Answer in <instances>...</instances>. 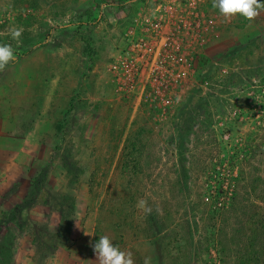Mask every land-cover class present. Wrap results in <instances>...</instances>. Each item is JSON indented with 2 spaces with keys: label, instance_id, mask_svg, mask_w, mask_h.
<instances>
[{
  "label": "rangeland",
  "instance_id": "rangeland-1",
  "mask_svg": "<svg viewBox=\"0 0 264 264\" xmlns=\"http://www.w3.org/2000/svg\"><path fill=\"white\" fill-rule=\"evenodd\" d=\"M167 1L0 0L16 56L0 70V264H56L67 248L79 264L85 246L99 264L100 236L133 264H264V8L226 19L197 0L212 24L163 117L118 93L109 65ZM12 164L24 179L5 187Z\"/></svg>",
  "mask_w": 264,
  "mask_h": 264
},
{
  "label": "built area",
  "instance_id": "built-area-1",
  "mask_svg": "<svg viewBox=\"0 0 264 264\" xmlns=\"http://www.w3.org/2000/svg\"><path fill=\"white\" fill-rule=\"evenodd\" d=\"M202 17L197 0L184 6L168 0L154 7L152 14L134 20L109 65L117 92L126 95L136 91L140 103L163 117L167 115L187 84L198 29L212 24Z\"/></svg>",
  "mask_w": 264,
  "mask_h": 264
},
{
  "label": "clouds",
  "instance_id": "clouds-1",
  "mask_svg": "<svg viewBox=\"0 0 264 264\" xmlns=\"http://www.w3.org/2000/svg\"><path fill=\"white\" fill-rule=\"evenodd\" d=\"M212 6L218 9L219 14L226 19L239 15L251 21L264 8V0H213ZM20 35L18 29L11 31L13 39ZM15 60L16 56L13 49L8 45H0V70ZM140 203L143 204L144 202L141 201ZM90 247L99 264H133L131 253L121 251L107 236H100L95 242L90 241ZM144 264H149L148 258H145Z\"/></svg>",
  "mask_w": 264,
  "mask_h": 264
},
{
  "label": "crops",
  "instance_id": "crops-1",
  "mask_svg": "<svg viewBox=\"0 0 264 264\" xmlns=\"http://www.w3.org/2000/svg\"><path fill=\"white\" fill-rule=\"evenodd\" d=\"M11 167H12V170H7L6 172H4V175H5V179H4V181H5V187L9 186V184L12 183V182H17L19 180H23L24 179V175H25L24 169H23L24 167H21V166L19 167L16 164H12ZM8 173H10V174H8ZM76 247H79V246L76 244L75 245V248ZM89 251L90 250H87L86 249V246L83 248V251L80 252L81 253V256L80 257L82 258L81 259L82 262H80L79 264H95L91 260L92 257L88 256ZM62 252H63V254H59L57 252V255H61V261H59V263H57L58 262L57 261L56 264H74L73 259L75 257L74 256L75 255V252H72V249H70V248H67L65 250H62Z\"/></svg>",
  "mask_w": 264,
  "mask_h": 264
},
{
  "label": "trees",
  "instance_id": "trees-1",
  "mask_svg": "<svg viewBox=\"0 0 264 264\" xmlns=\"http://www.w3.org/2000/svg\"><path fill=\"white\" fill-rule=\"evenodd\" d=\"M259 90H261V91H264V89L263 88H261V89H259ZM253 141H254V139H253ZM258 146H255V148L252 146V144H251V149H253V151L256 153V148H257ZM256 155V154H255ZM241 178V179H240ZM225 180V179H224ZM225 181H228V180H225ZM232 181V183H233V187H234V193L235 194H237V200L238 201H241V200H243L244 199V194L242 195V194H240L239 192H240V189H238L237 190V187H238V184L239 183H243V184H247L248 182H246V181H243V182H241L242 181V177H237V178H235V180H234V178L231 180ZM237 181H239V183H237ZM242 184V185H243ZM241 185V186H242ZM240 188V187H239ZM241 189H242V187H241ZM225 193V192H224ZM220 194H221V196L222 197H224V194H223V191L221 192L220 191ZM236 199V198H235ZM217 209H221V208H217ZM215 212H212V214H213V216L215 217V214H214ZM262 226V225H261ZM259 227H260V224H259Z\"/></svg>",
  "mask_w": 264,
  "mask_h": 264
}]
</instances>
